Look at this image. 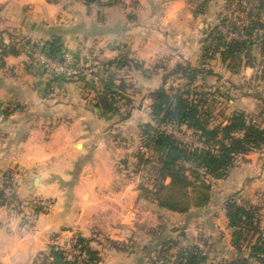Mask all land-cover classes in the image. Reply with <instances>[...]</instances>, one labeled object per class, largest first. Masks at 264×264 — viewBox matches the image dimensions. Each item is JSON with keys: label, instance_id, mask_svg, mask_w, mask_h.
I'll use <instances>...</instances> for the list:
<instances>
[{"label": "crops", "instance_id": "crops-1", "mask_svg": "<svg viewBox=\"0 0 264 264\" xmlns=\"http://www.w3.org/2000/svg\"><path fill=\"white\" fill-rule=\"evenodd\" d=\"M221 5L219 0H121L109 6L85 5L82 0H0V46L15 40L13 48L17 52L0 53V110L4 113L0 125V170L14 166L18 170L19 197L41 194L55 198L52 210L40 214L26 229L0 208V264H33L36 253L47 244H59L75 232L88 238L92 231L104 232V217L109 224L116 212L133 210V197L134 202L141 199L138 190L129 193V185L120 184L115 178L114 150L126 148L123 142L116 143L111 134L129 124L135 127L149 121L148 114L139 119L135 106L123 120L115 121L112 116L117 114L99 116L92 104L91 109L85 107L82 89L68 91L78 85L77 81L52 80L30 71L28 42L42 45L56 37L70 50L96 46L105 60L119 53L138 61L143 68L157 67L151 74L143 75L131 66H124L128 68L123 71L125 75L118 77L160 80L159 71L165 64L171 68L180 62L187 39L197 32L194 23L203 16L214 21ZM182 11L187 20L185 29L179 32ZM175 36L181 37L177 45L168 41ZM149 38L167 42V53L159 54L164 50L162 45L156 53L149 51L147 45L152 43ZM139 46L143 49H138ZM145 52L147 58L152 55L151 62L147 63ZM112 68L113 65L109 69ZM103 74L105 80V70ZM109 119L114 122L111 126ZM122 196L128 197L130 203L122 206ZM156 207L184 217L200 209L176 213ZM224 219L229 244L226 258L216 261L206 258L203 264H219L230 256L231 230L225 216ZM260 226H264L261 220ZM156 228L148 238L149 244H155L149 245L150 248L159 247L164 240H173L177 246L188 245L180 242L184 238L183 229L163 224ZM129 233L127 230L126 236ZM248 264L259 263L249 260Z\"/></svg>", "mask_w": 264, "mask_h": 264}, {"label": "trees", "instance_id": "trees-1", "mask_svg": "<svg viewBox=\"0 0 264 264\" xmlns=\"http://www.w3.org/2000/svg\"><path fill=\"white\" fill-rule=\"evenodd\" d=\"M120 1L82 0L85 5L100 6H109ZM204 3L203 1L200 4L201 9ZM232 4L234 8L230 10ZM224 10L227 14L218 13L217 22L208 27L199 40L201 65L204 66L206 59L215 55L226 66L239 63L240 57H245L246 63L250 65V45L253 40L260 43L259 49L264 56V20L261 18L264 13V0H224ZM236 12L241 13L243 18L238 17ZM61 47L62 44L56 37L42 44V48L50 55L57 53ZM0 53L14 55L17 52L7 43L0 46ZM112 65L113 68L109 69ZM124 66H131L143 75L157 68H143L141 63L129 60L124 55L108 60L105 68L106 79L103 80L101 88L95 90L92 103L99 116L117 114L118 120L129 116L132 105L126 91L132 85L116 73L117 69ZM168 70L167 74H164L165 71L161 74V84L149 92V121L138 125L140 146L158 153L154 177L150 182L138 185V196L154 200L162 209L186 213L190 208H201L208 204L210 184L207 176L216 179L225 176L235 155L245 154L264 144V126L247 121L242 112H233L224 124L208 126L207 120L200 116L197 102L190 97L188 88L166 90L163 87L168 75H182L189 80L194 68L189 67L187 62H176ZM119 101L123 103L118 104ZM119 105L127 110L122 113ZM167 124L183 125L194 133L200 146L191 147L180 142L165 130ZM223 210L226 225L231 230V252L219 264H248L249 260L264 264V226H260L257 207L239 204L228 198L224 202ZM90 242V238L75 232L68 243L70 251L75 253L58 244H47L45 250L36 253L32 263L98 264L99 253L91 247ZM205 259V252L202 253L196 244L177 246L173 240H164L155 252L152 263L203 264Z\"/></svg>", "mask_w": 264, "mask_h": 264}, {"label": "rangeland", "instance_id": "rangeland-1", "mask_svg": "<svg viewBox=\"0 0 264 264\" xmlns=\"http://www.w3.org/2000/svg\"><path fill=\"white\" fill-rule=\"evenodd\" d=\"M219 3L222 5L217 12L220 14H227L224 10V0H219ZM233 8L234 4L229 7L230 10ZM235 14L243 18L241 13L236 12ZM186 18V13L182 11L178 27L179 32L185 29ZM261 18L264 20V13L261 14ZM216 22L217 19L210 21L207 19V16H203V18H200L194 23L197 27V32L187 39L185 53L182 54L180 59L182 64L187 62L189 67L194 68L189 75L190 79L188 80L186 76L183 77L182 75H168L163 87L166 90L188 88L191 92L190 97L197 102L200 116L207 120L208 126L224 124L233 112H242L247 121L263 127L264 56L259 49L260 43H258L257 40H253L250 45V65L246 63L245 57H240L239 63L235 62L231 66H226L225 63L220 62V57L215 55L211 59H206V64L202 66L200 62L201 59H199V40L203 36L202 33ZM223 29L224 28H222V30ZM155 39L158 40V38H149L150 43L152 42L147 45V48H150L149 51H158L156 49L162 45L164 50L162 49L160 50L161 52L158 53L161 55L167 53V42L157 41V43ZM179 40H181V37L175 36L174 39L168 41L177 45ZM15 43L16 41L13 40L8 44L13 46ZM28 43L30 46L31 43H33V45L35 44L34 42ZM34 46H39V44ZM90 48L97 51L103 70H105L108 60L116 59L117 56L121 55L117 53L114 57L105 60L102 58L101 52L96 46H81L76 49L87 50ZM138 49H143V47L139 46ZM121 50L122 53L125 51L124 48ZM147 53L148 52L144 53V57L146 58L148 56ZM151 56L152 55H149L146 59L147 63L151 62ZM165 65V70L161 69L159 74H162L164 71V74L168 73V66L167 64ZM127 69V67L117 69L116 73L117 75H125L123 71ZM134 75H137V73H134ZM45 77L48 78L47 76ZM124 78L127 79L126 76L123 77V80ZM74 81H77L78 85L73 86L72 89L68 91L77 92L82 89L85 107L91 109L90 105L95 95L94 86L82 80ZM125 81L132 85V88L126 91L127 95L130 96L132 107L136 106L139 109V119H145L146 113L148 114L149 112V92L161 84L160 80ZM44 91H46V89ZM121 103L123 102H118V104ZM119 106L122 113L127 110L123 105ZM112 117L116 121L119 115ZM110 120L111 119H109L111 126L114 122ZM3 121L4 118L0 121V125H2ZM139 124L141 123H138L135 127L129 124L125 129L123 127L120 130H114L111 134L116 143L123 142L126 148L125 150L120 148L114 150L113 170L118 183H127L129 185V193L131 190H138V185L140 183L150 182V179L154 177V168L158 158L157 152L147 150L140 146ZM164 128L180 142L191 147L200 146L194 133H191V131L186 129L183 125L167 124ZM73 149L80 150V147H75ZM11 168H15V166L8 167L7 169ZM206 179L210 184L209 202L207 206L203 208L192 210L188 217L161 210L156 207L155 201L152 199L141 198L134 202L135 197H133L131 202L135 203L133 210L130 209V212L127 213L116 212V215L110 220L111 223L109 222L110 225L106 221L108 220L107 217H104L105 231H92L89 235L91 240L90 245L99 253L102 264H154L152 260L154 259L158 247L155 249L150 248V246L155 247V244H149L148 238L153 234L151 230L154 231L157 229L156 227L159 224L171 226L173 229H183L182 233L184 234V238L180 239V242L188 245L197 242V246L200 250L205 252L207 259L211 258L210 260L216 261L220 258H226L224 255L229 251L228 232H226L225 219L223 216V205L226 199L232 198L239 204L257 207L259 218L261 222H264V144H261L258 148L252 149L245 154L235 155L225 176L218 179L207 176ZM16 180L18 186V173ZM118 183H116L114 187H116ZM48 190L51 191V189ZM31 196L46 197L40 194L23 198H29ZM46 198L52 200L54 206L55 198ZM91 199L95 198L92 197ZM121 201L122 206L130 203L128 197L124 198L122 196ZM118 204L119 200L117 201V205ZM121 219L123 220L120 223ZM120 224H122V227H118ZM127 230L131 231L128 236L125 234ZM70 238L66 241L63 240L58 245L70 251L68 245ZM72 253H75V251H72Z\"/></svg>", "mask_w": 264, "mask_h": 264}, {"label": "built area", "instance_id": "built-area-1", "mask_svg": "<svg viewBox=\"0 0 264 264\" xmlns=\"http://www.w3.org/2000/svg\"><path fill=\"white\" fill-rule=\"evenodd\" d=\"M27 64L31 72L48 78L79 79L98 89L102 86L103 67L97 51L92 48L69 50L62 46L57 53L50 55L42 45L30 46ZM3 118L0 110V121ZM17 173L15 168L0 170V208L15 218L22 228H30L40 214L51 210L53 203L49 198L41 196L19 197Z\"/></svg>", "mask_w": 264, "mask_h": 264}]
</instances>
